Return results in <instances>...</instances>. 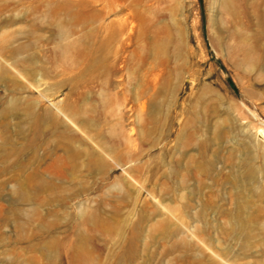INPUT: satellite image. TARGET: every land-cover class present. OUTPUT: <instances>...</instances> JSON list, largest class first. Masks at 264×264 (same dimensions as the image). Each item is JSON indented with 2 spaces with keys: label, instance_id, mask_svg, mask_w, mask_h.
<instances>
[{
  "label": "rangeland",
  "instance_id": "obj_1",
  "mask_svg": "<svg viewBox=\"0 0 264 264\" xmlns=\"http://www.w3.org/2000/svg\"><path fill=\"white\" fill-rule=\"evenodd\" d=\"M0 264H264V0H0Z\"/></svg>",
  "mask_w": 264,
  "mask_h": 264
}]
</instances>
